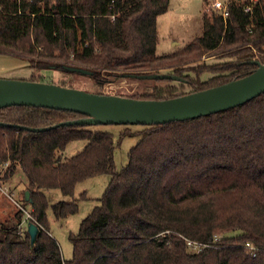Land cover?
<instances>
[{"label": "trees", "instance_id": "16d2710c", "mask_svg": "<svg viewBox=\"0 0 264 264\" xmlns=\"http://www.w3.org/2000/svg\"><path fill=\"white\" fill-rule=\"evenodd\" d=\"M169 8L170 0H0V53L35 68L84 67L99 85L164 70L182 78L132 96L148 99L216 86L255 71L250 60L264 62V0H229L226 18L205 13L201 35L159 54L158 17ZM213 54L229 59L195 66ZM205 72L214 75L203 79ZM84 116L34 105L0 108V185L22 170L30 192L23 201L38 227L32 243L28 226L21 229V206L0 219V264H264V92L220 112L145 124L121 169L109 131L91 124L28 128ZM75 139L86 146L63 160L59 152ZM102 174L110 182L70 234L73 257L65 259L48 210L66 218L79 203H51L48 191L74 196L79 182Z\"/></svg>", "mask_w": 264, "mask_h": 264}, {"label": "rangeland", "instance_id": "374dc122", "mask_svg": "<svg viewBox=\"0 0 264 264\" xmlns=\"http://www.w3.org/2000/svg\"><path fill=\"white\" fill-rule=\"evenodd\" d=\"M214 0H171L169 10L159 16L158 29L160 42L157 46L159 54L166 53L185 46L196 36L203 32L204 14L217 12L211 3ZM228 1V0H221ZM229 59L222 54H213L203 56L199 62H194L195 66L201 64L219 63ZM167 70H164V73ZM36 75L37 80L46 82H56L75 88L85 89L90 92H104L110 94H120L126 96L139 95L144 91H151L158 84H165L161 79L156 78H131L115 77L103 85H99L92 75L80 73H68L60 69L53 68H35L24 57L0 53V77L28 79L31 75ZM214 75L212 72H205L201 75L203 79ZM145 124L131 123H100L92 124L90 127L94 130H103L113 133L117 147L115 149V161L118 169L123 168L128 163V152L134 146L141 135L135 133L143 130ZM130 129L133 134L122 136L121 132ZM122 137V138H121ZM87 144V140L75 139L69 142L66 149L59 152L61 158L67 159L79 150H82ZM109 174H102L87 178L79 182L76 186L74 196H65L60 189L48 191L51 203L56 201L73 198L78 199L79 210L66 218H56L52 209L48 210L49 223L53 236L58 240L62 255L65 259L73 257V245L70 240L71 233L79 231L82 220L100 204V198L104 194L109 182ZM26 178L19 168L15 175L9 180H2L0 185V219H5L12 215L16 209L17 202L24 208L23 229L27 228L30 222L31 204L24 203L26 194ZM86 193L87 198L82 197Z\"/></svg>", "mask_w": 264, "mask_h": 264}, {"label": "water", "instance_id": "95a60500", "mask_svg": "<svg viewBox=\"0 0 264 264\" xmlns=\"http://www.w3.org/2000/svg\"><path fill=\"white\" fill-rule=\"evenodd\" d=\"M249 62L258 64L256 70L250 74L206 89L164 99L90 92L56 82L0 77V108L11 105H34L72 110L85 115L52 126L28 127L31 130H46L58 125L100 123L149 125L185 120L235 107L263 93L264 62L258 59ZM64 67L75 73L93 74V71L80 66ZM125 77L182 79L179 75L169 72L128 74ZM25 195L29 199V190H26ZM28 230L34 243L38 233L37 224L30 221Z\"/></svg>", "mask_w": 264, "mask_h": 264}, {"label": "built area", "instance_id": "2783aa9c", "mask_svg": "<svg viewBox=\"0 0 264 264\" xmlns=\"http://www.w3.org/2000/svg\"><path fill=\"white\" fill-rule=\"evenodd\" d=\"M252 2H255V0H251ZM228 4H229V0L228 1H221V0H214L212 3H211V6L217 10V11H220L222 13V15L226 18V16H228L229 14V10H228ZM251 9V6L248 5L247 7H245V10L248 11ZM6 165H8V162L5 163ZM17 204L19 206H21V208H24L22 205H20L19 202H17ZM30 216H31V213L29 212ZM21 229L23 230V227H22V224H21ZM215 239H219L218 236L215 237ZM189 244H194V248L198 249L199 248V243L197 242H193L191 240L188 241Z\"/></svg>", "mask_w": 264, "mask_h": 264}, {"label": "crops", "instance_id": "0c3cea01", "mask_svg": "<svg viewBox=\"0 0 264 264\" xmlns=\"http://www.w3.org/2000/svg\"><path fill=\"white\" fill-rule=\"evenodd\" d=\"M170 3H171V0H170ZM165 13H166V12H165ZM161 15H162V14H161ZM161 15H160V16H161ZM158 18H159V17H158ZM158 30H159V29H158ZM159 42H160V41H159Z\"/></svg>", "mask_w": 264, "mask_h": 264}]
</instances>
